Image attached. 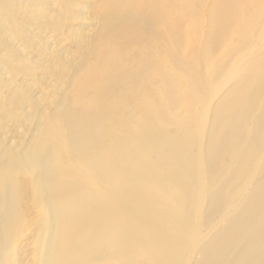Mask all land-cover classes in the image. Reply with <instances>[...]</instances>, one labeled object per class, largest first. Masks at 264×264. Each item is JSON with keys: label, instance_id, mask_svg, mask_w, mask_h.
Segmentation results:
<instances>
[{"label": "bare ground", "instance_id": "obj_1", "mask_svg": "<svg viewBox=\"0 0 264 264\" xmlns=\"http://www.w3.org/2000/svg\"><path fill=\"white\" fill-rule=\"evenodd\" d=\"M205 4L107 0L98 62L0 160V264H264V0Z\"/></svg>", "mask_w": 264, "mask_h": 264}, {"label": "rangeland", "instance_id": "obj_2", "mask_svg": "<svg viewBox=\"0 0 264 264\" xmlns=\"http://www.w3.org/2000/svg\"><path fill=\"white\" fill-rule=\"evenodd\" d=\"M106 3L107 0H0V160L31 151L44 132L46 120L65 108L78 78L94 61L98 62ZM164 3L163 11L180 25L181 38L186 37L189 20ZM212 4L213 0H206L203 22ZM206 33L205 27L203 35ZM260 44V40H252L230 56L228 65L239 53ZM162 49L156 46L154 53ZM221 49L224 47L218 49L214 59ZM178 55L183 57L182 48ZM200 64L205 68L207 62L201 58ZM235 83L231 81L220 88V93L208 101L211 109ZM23 213L27 219L34 217L31 209ZM35 217L36 228L32 230H37L42 221L41 216ZM48 244V236L37 245L32 241L28 253H46Z\"/></svg>", "mask_w": 264, "mask_h": 264}]
</instances>
